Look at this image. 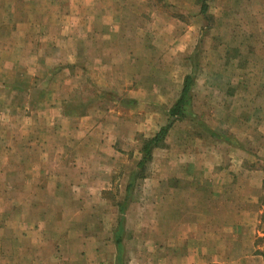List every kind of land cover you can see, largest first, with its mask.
Returning a JSON list of instances; mask_svg holds the SVG:
<instances>
[{"label": "rangeland", "instance_id": "obj_1", "mask_svg": "<svg viewBox=\"0 0 264 264\" xmlns=\"http://www.w3.org/2000/svg\"><path fill=\"white\" fill-rule=\"evenodd\" d=\"M31 1L0 0V116L39 96L40 88L50 82L43 68L57 65L59 71L66 62L61 58H54L57 63L52 58L40 63L37 60L41 69L32 75L34 67L21 59L34 43L52 42L60 31L55 22L48 27H29L23 22L28 18L27 5ZM143 1L156 9L164 24L158 45L180 48L178 52L161 53L163 59L145 60L153 68L155 64L161 66L163 72L160 68L154 76L143 74L141 62L134 59L130 61L136 73L131 78L134 81L115 91L99 86L101 83L84 67L82 71L68 69V76L64 68L56 77L69 87L63 110L69 118L62 126L53 124L52 129L53 134L61 129L66 133L65 140L62 137L66 154L61 156L66 161L62 181L66 186L59 188V196L54 195L59 189L51 187L49 264H115L118 205L131 181L121 234V264H164L162 256L168 258L171 252L165 250L163 240L172 236L160 232L171 231L173 206L178 215L176 222L184 226L195 223L199 216L208 217L204 210L209 205H221L225 198L235 202V190H226L218 182L226 175L235 177L239 173L226 171L228 145L208 136L202 126L238 140L246 152L259 149V156L253 154L256 162L252 165L258 162L261 168L260 172H241L244 178L260 180L259 189L255 185L245 188L258 198L245 196L241 208L245 226L253 228L255 234L243 235V250L239 239L238 245L236 240L229 246L221 243L217 251L211 252L213 264H231L242 256L244 264H264V114L260 107L252 106L255 98L264 103V0ZM9 4L17 5L20 11L12 10ZM202 4L206 8L203 14L199 12ZM12 18L24 26L11 27ZM74 31H67L62 38H82ZM165 38H171L172 46ZM193 65L191 110L195 119H170L168 109L179 93L183 76ZM38 81L41 83L36 87ZM147 84L151 85L144 90ZM108 86L112 88L113 84ZM131 89L137 93L128 92ZM169 120L172 123L163 142L152 150L143 172L135 178L142 142ZM258 126L263 135L255 138L252 133L259 132ZM241 157L235 153L229 158L236 166ZM50 158L55 159L53 153ZM10 177V172L0 171V210L2 204L3 208L12 205ZM208 180L218 183L207 186ZM162 198L166 199L164 203ZM230 237L219 236V240ZM181 238L178 236V240ZM9 255L12 251L5 250L7 259ZM179 255L182 258L183 251Z\"/></svg>", "mask_w": 264, "mask_h": 264}, {"label": "crops", "instance_id": "obj_2", "mask_svg": "<svg viewBox=\"0 0 264 264\" xmlns=\"http://www.w3.org/2000/svg\"><path fill=\"white\" fill-rule=\"evenodd\" d=\"M129 1L32 0L27 5L28 18L23 22L29 27L31 25L48 27L55 22V25L60 27V31L52 42L39 45L34 43L27 55L21 56V59L34 67L32 75H35L41 69L36 64L37 60L40 63V60L46 61L48 58H52L54 63H57L54 58H61L66 60L63 67L66 69L67 76L68 69L71 71L73 68H78L79 71H82V67H84L88 70L90 77L101 83L99 86L112 91L119 90L122 88L121 86L134 81L131 78L136 73L130 63L134 59L141 62L140 68L143 74L154 76L158 74L160 68L163 72L161 66L155 64L156 66L153 68L145 63V60L152 57L163 59L166 51L168 53L173 50L178 52L180 48L170 47L168 49V46L158 45L160 41L158 37H160L159 34L164 25L160 22L159 13L152 5H147L143 0H139L135 4ZM9 5L12 10L20 9L17 5ZM31 9L38 15L32 14ZM42 12L43 14H41ZM10 23L11 27L24 26L16 18H12ZM74 29L81 33L82 38H62L68 34L67 31ZM42 39L46 40V38ZM170 39L165 38V42L167 41V44L172 46L173 42ZM27 43L29 44V41ZM40 51H42L41 55ZM18 64H21L19 60ZM64 68L59 71L57 65L43 68L45 74L48 75L46 79L50 82L40 88L39 96L33 98L32 102L28 101L27 104L21 103V105L13 106L15 109L11 107L7 113L0 116V165H2L0 171L3 174L11 173L9 186L12 187L13 198L9 208H3L2 204L0 210V264H49L51 261V231L49 228L50 204L52 203L51 187L59 189L66 186V183L62 182L65 178L66 165L64 162L66 161L61 157L66 154L62 142L63 139L65 140L66 133H63L61 129L53 134L52 130L53 124L59 123L62 126L61 124L67 122L69 118V115L63 111L67 106L69 87L66 86V83L56 79L58 73ZM152 82L154 83L155 79ZM40 83L36 82V87ZM109 83L113 84L112 88H109ZM149 85L147 84L144 90ZM142 88L140 87V90H143ZM131 91L137 93L136 89L128 90V92ZM252 101V106L260 107L264 114V103L256 98ZM70 115L72 116V114ZM257 131L259 132L252 133L255 138L263 135L259 126ZM75 135H77L76 131ZM262 137L264 138V135ZM239 141L242 142L243 138ZM227 145L226 149L229 154L227 157L225 156L226 158L224 157L227 163L226 171L235 170L239 173L235 174V177H229L230 174L226 175L225 179L218 182L226 190L227 188L235 190V202L233 198L231 200L225 198L221 205H219L220 203L218 206L209 205V209L204 210L209 214L208 217L199 216L195 223L189 222L184 226L176 222L178 215H176L173 206L171 208V231L162 230L160 232L162 236H172L171 239L163 240L166 243L165 250L171 252L168 258L162 256L164 264H181V262L182 264H213L211 252L212 250L217 251L221 243L229 246V244H234V240L239 239L240 250H243V235L255 234L253 228L245 226V217L241 208L245 196L252 197V199L258 198L254 192H252V196L249 195L245 188L255 185V188L259 189L260 180L244 178L241 176V172L261 171L258 162L256 165H252L256 162L254 155L259 156V149L252 150L251 153L246 152L245 147L241 146L238 140L234 146ZM51 153L55 158L52 161ZM235 153L243 155L236 166L229 158L230 155L235 156ZM218 182L208 180L207 186L215 187ZM57 192L61 193L60 189L55 190V196H59ZM55 201L58 202L57 199ZM164 201L166 199L162 198V203ZM232 204H235V207ZM9 234L11 236L10 245L7 240ZM178 236H182L181 240H178ZM219 236L235 237L223 241L219 240ZM236 245H238V241ZM7 249L12 251V255H9L10 259L5 256ZM181 251H183L182 258L179 255ZM184 251L187 252L186 255H184ZM243 259L242 256L239 260L236 259L235 262L230 261V263L244 264Z\"/></svg>", "mask_w": 264, "mask_h": 264}, {"label": "trees", "instance_id": "obj_3", "mask_svg": "<svg viewBox=\"0 0 264 264\" xmlns=\"http://www.w3.org/2000/svg\"><path fill=\"white\" fill-rule=\"evenodd\" d=\"M205 5L202 4L200 7L199 12L203 14L205 12ZM195 65H193L192 70L190 73L185 74L182 78L181 87L178 93L177 98L173 101L172 105L168 109V116L170 119L174 118L176 120L183 119L186 116H189L191 120L195 119L194 113H192L191 110V91L192 87L194 85V79H195ZM172 121H168L164 126L160 127L150 138L144 140L142 142L141 148H140V158L136 163L137 172L133 174L135 178H138V172H143L144 166L147 162H149L152 150L156 147H159V145L163 142L164 137L171 126ZM203 130L213 138L214 140L218 142H225L229 145H236V141L230 138L229 136H223L215 131L210 130L209 128H206L204 126ZM132 187V181L127 183L124 191L127 194L123 200L118 205V227L114 234V246L116 251L115 256V264H121V258H122V246H121V234H122V227H123V221H124V212L126 208V204L128 202V192L131 190Z\"/></svg>", "mask_w": 264, "mask_h": 264}]
</instances>
